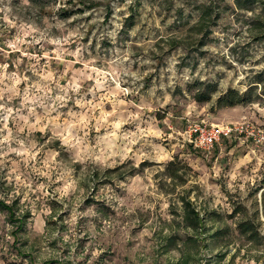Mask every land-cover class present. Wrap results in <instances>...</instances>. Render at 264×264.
<instances>
[{"label":"clouds","instance_id":"clouds-1","mask_svg":"<svg viewBox=\"0 0 264 264\" xmlns=\"http://www.w3.org/2000/svg\"><path fill=\"white\" fill-rule=\"evenodd\" d=\"M103 2L112 19L101 28L106 11H85L92 17L86 22L63 17L67 0H0V202L15 205L12 213L0 211L6 218L0 264H100V258L103 264H217L221 249L205 212L215 210L232 223L229 201L245 202L262 178L264 131L253 126L251 142L240 140L239 151L229 152L224 163L201 162L196 171L205 167L202 175L181 166L178 175L187 185L177 181L174 192L162 191L173 181L157 173L176 163L179 148L191 142L185 125L201 132V124L210 125L231 141L252 120L264 119L258 101L235 109L216 102L230 86L243 94L240 82L249 70L264 69V0H224L209 41L196 50L186 41L170 47L149 81L160 60L120 35L121 13L131 15L134 0ZM211 2L142 0L152 15L151 48L158 51L161 37L172 35L159 31L167 27L159 21L168 12L170 19L183 17L182 32L194 34L201 5ZM182 57L188 59L177 67ZM193 62L195 67L185 66ZM201 85L211 89L206 102L190 91ZM153 104L164 109L162 118L151 111ZM169 108L175 110L171 120ZM228 111L245 114L219 115ZM184 200L202 226L177 215ZM255 200L260 213L252 223L262 243L226 241L221 264L233 256L235 264H264V188ZM12 215L14 221L7 219Z\"/></svg>","mask_w":264,"mask_h":264},{"label":"rangeland","instance_id":"rangeland-1","mask_svg":"<svg viewBox=\"0 0 264 264\" xmlns=\"http://www.w3.org/2000/svg\"><path fill=\"white\" fill-rule=\"evenodd\" d=\"M155 2V0H153ZM38 4H43L44 1L38 2ZM77 3L80 5L77 7ZM120 3H124V0H120ZM224 0H212L211 3L202 4L200 7V12L202 13L201 16V22L194 30H190V33L194 31V34H185L181 31V29L185 25V21L183 17H180L179 19H170L171 12H168L167 15H165L159 23L161 26L167 25L166 28H161L159 31H170L172 32V35L167 37H161L158 44H156V49L158 51L153 50L151 48L150 40V32L154 31L150 27V22L152 21V15L150 12H145L144 6L142 4V0H134V3L130 6H128L127 11L131 14L128 16H124L123 13H121V16H123V20L121 23L123 24V28L120 30L121 37H124L126 39L133 41V47H135L138 50H142L145 54H151L157 57V59L160 60L159 64H155L152 67L155 69L148 77H146V81H149L153 79L161 70V65L164 63L161 59L164 55L167 54L170 47H175L178 42L186 41L187 47L191 50L198 49L202 44L207 43L209 41L210 33H209V26L216 25L218 18L221 17L224 13ZM67 7L61 10V14L63 17H82L83 20L86 22L87 20L92 19V17H84L85 11H91L93 8L97 9L99 12L104 13L106 11V15L103 16V23L101 24V28H103L105 25H108L109 20L112 19V9L111 7L105 8L103 0H67ZM162 11H167L161 5ZM207 12L204 16V13ZM96 28V25H92L89 28L88 36H91L93 33V30ZM131 29H137L136 35L129 36V32ZM175 30V31H173ZM96 35H99V32L96 33ZM261 36H264V31H261ZM87 42V37L85 38V43ZM123 42V41H122ZM95 43V42H94ZM102 44H106L107 41L101 42ZM111 47V45H109ZM175 57H173V60ZM188 59V57H182L181 64L177 65V67H180L181 65H184V60ZM172 61H169L168 63L171 64ZM211 63V61H209ZM185 66H192L195 67L194 62L191 65H185ZM259 80H264V69L260 70H249L248 75L246 76V79L240 82V87H246L247 90H249L251 87H257L256 90L251 95V102L246 103L244 105H240V107L247 108L250 104L254 102H260L262 106H264V85H260L257 82ZM192 95L196 98L199 94H205L206 97L209 96V92L211 89L206 90L203 85H201L198 89H191L190 90ZM229 91H235L241 94L240 91L237 90V88H233L230 86L229 90L226 92L220 93L219 99L223 97L226 93ZM246 92V91H245ZM243 92V93H245ZM210 97V96H209ZM210 99V98H209ZM218 99V100H219ZM217 100V101H218ZM216 101V102H217ZM139 102V100L137 101ZM233 107L232 109L237 108ZM151 111L160 115L161 118L164 113V109L161 108L157 110L154 106H150ZM213 112L214 109H211ZM169 119L171 120V113L174 112V109L169 108ZM245 114L240 111H228L224 113H220L219 115L222 118H238L240 115ZM210 126V125H209ZM255 126V128H258L262 131H264V119L259 120H252L251 124L248 126L247 131L243 130L242 133H238L240 139H233V140H224L221 141L219 145H217L211 153H205L204 151L197 149L194 147V145L190 142L186 143L184 147L179 148L178 155L176 157V163L171 164L163 173H157V176L160 175H166L168 177L172 178L173 184H170L167 186V188H163L162 191H175L176 188L173 186L178 181L181 185H187V180L183 177L178 175L181 166L188 170L189 172H196V175H202L203 172L206 170L205 167L201 166L199 171H196L197 165H200L201 162H203L204 165L207 167H211V162H214L215 160L219 159L222 163L226 162L228 160V153L232 152L234 149L236 151H239V148L237 147L240 143V140L248 137L249 142H251L250 139V133L252 130V127ZM184 130L188 131L187 126H184ZM190 140V138H189ZM181 156H184V159L181 160ZM199 157V159H197ZM207 157V159H205ZM241 171H244L243 169ZM261 179L258 180L257 184L258 187H254L251 189V191L248 193V196L245 198V202L243 203H235L234 201H229L230 204H232V207L235 208V212H233L230 216H228V219L232 221L231 224H228L224 221L223 217L218 214L215 210H208L205 212V219L209 225L213 226V232L211 234L212 239L216 241L217 246L220 247L221 251L217 254V264H221V262L224 260V258L227 256V251L224 249L226 248V241L233 242L235 240H238L240 237H243L239 231L238 226L244 222V221H250L252 223V217L255 215H259L260 209L257 206V202L255 200V194L259 191L260 188H264V168L261 170ZM187 190V189H186ZM252 201L251 203V209L252 212L250 214L249 212V205L247 204V201ZM186 204H190L189 207H192L194 210L195 208L192 206V204L184 200L183 201V209L179 212H177V215H183L185 217L186 212ZM15 207V205H9ZM175 211V209H173ZM196 211V210H195ZM163 212L165 213L164 219H168L167 216V209H163ZM201 218V217H200ZM6 218L0 217V223H3ZM9 219V217L7 218ZM203 224H204V220ZM255 228V226L253 225ZM207 230V229H206ZM230 238V239H229ZM257 244L262 243L258 239ZM108 255H111V250L109 249ZM123 254V253H122ZM239 252L237 253V255ZM100 264H103V258H100ZM229 264H235V256L232 257V259L229 261Z\"/></svg>","mask_w":264,"mask_h":264},{"label":"trees","instance_id":"trees-1","mask_svg":"<svg viewBox=\"0 0 264 264\" xmlns=\"http://www.w3.org/2000/svg\"><path fill=\"white\" fill-rule=\"evenodd\" d=\"M41 2L44 0H34V2ZM208 14L207 12L204 13V16ZM260 85H264V80H259L257 82ZM257 87H251L249 90H247L245 93L240 94L235 91H229L226 93L223 97H221L217 103H219L222 107L227 106L229 108H233L236 106L244 105L246 103L251 102V95L256 90ZM209 96L206 97L205 94H199L196 96V99L200 102H206L209 100ZM226 141V140H225ZM190 204H186V212H185V219L188 224H190L193 227H200L203 225V221L200 218V215L192 208L189 207ZM0 211H4L7 213L13 212V206H9L4 204L3 202H0ZM11 220H15V216L12 215L9 217ZM239 231L243 237H246L249 241H258V234L255 232V228L251 224L250 221H244L239 226Z\"/></svg>","mask_w":264,"mask_h":264},{"label":"built area","instance_id":"built-area-1","mask_svg":"<svg viewBox=\"0 0 264 264\" xmlns=\"http://www.w3.org/2000/svg\"><path fill=\"white\" fill-rule=\"evenodd\" d=\"M200 127L203 130L201 132L200 130L196 131H190V143L194 145L195 148L200 149L204 151L205 153H211L213 149L220 144L221 141L228 140V138L221 132L217 133L215 129H213L211 126H205L204 124H201ZM243 130H241L239 133H242ZM210 140V143H208ZM207 144V147H204L203 145Z\"/></svg>","mask_w":264,"mask_h":264}]
</instances>
